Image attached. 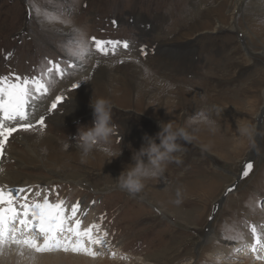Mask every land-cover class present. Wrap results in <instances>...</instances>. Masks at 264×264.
<instances>
[{
  "label": "rangeland",
  "instance_id": "rangeland-1",
  "mask_svg": "<svg viewBox=\"0 0 264 264\" xmlns=\"http://www.w3.org/2000/svg\"><path fill=\"white\" fill-rule=\"evenodd\" d=\"M93 37L121 44L104 55ZM77 40L89 49L82 60L69 55ZM49 61L67 72L45 75L49 92L28 109L33 124L45 116V127L13 133L0 155L6 176L0 187L28 191L27 201L18 194L17 208L45 195L50 203L64 201L67 215L78 202L82 215L90 208V225L99 226L93 235L102 231L114 264H241L239 247L251 241L258 249L256 238L264 240V0H0V77L39 78ZM57 96L63 99L49 111ZM92 96L111 102L114 133L82 159L76 134L92 123ZM169 120L191 137L175 154L180 162H166L139 193L118 188L114 179L144 134L154 136L159 122ZM242 125L248 135L239 133ZM246 163L253 165L247 177ZM209 228L215 238L207 242ZM226 244L237 245L235 251L221 253ZM24 248H2L0 259L7 253L6 259L24 260Z\"/></svg>",
  "mask_w": 264,
  "mask_h": 264
},
{
  "label": "snow or ice",
  "instance_id": "snow-or-ice-1",
  "mask_svg": "<svg viewBox=\"0 0 264 264\" xmlns=\"http://www.w3.org/2000/svg\"><path fill=\"white\" fill-rule=\"evenodd\" d=\"M115 23L113 21V24ZM91 41L95 45V50L104 55H108L110 51L114 53L121 44L117 40H102L95 37L91 38ZM74 43L77 45V51L70 52L69 55L82 60L89 49L79 40ZM123 48H129L127 41L123 42ZM141 51L143 53L144 49L142 48ZM49 63L52 64L51 61ZM74 66L76 65H70V67ZM53 71L63 77L67 69L55 63L48 68L47 73H43L39 78L33 77L30 80L28 77L21 79L17 76L16 82H12L8 77H0V155H3L5 144L13 133L27 132L37 125L41 129L45 127V116L41 115L33 124L30 122L33 113L28 109L34 105L36 100L49 92L44 76H51ZM73 87L76 86L73 85ZM62 99V96H57L49 111L57 109ZM12 122H15V126H11ZM252 168V163H246L243 166L242 175L247 177ZM24 191L23 188L5 190L0 187V249L5 243H14L21 247L26 246L37 253L63 250L89 256L99 255L90 245L103 246L106 241L103 236L93 235V229L99 228L97 224L81 229V220L77 218V213L80 211L79 202L72 205L70 215L66 214L64 201L50 203L47 195L44 196L42 202L33 199L20 204L17 208L15 206L17 196ZM231 191L232 188H229L228 192ZM24 199L27 201V197ZM209 219L211 220L212 217L210 216ZM17 221L19 227L16 226ZM72 221L74 223H70ZM252 232L255 237V227L252 228ZM256 242H260L258 237ZM252 250L255 251V245Z\"/></svg>",
  "mask_w": 264,
  "mask_h": 264
},
{
  "label": "clouds",
  "instance_id": "clouds-1",
  "mask_svg": "<svg viewBox=\"0 0 264 264\" xmlns=\"http://www.w3.org/2000/svg\"><path fill=\"white\" fill-rule=\"evenodd\" d=\"M89 106L92 109V123L90 126L79 127L76 134V137H79L78 147L82 159L98 145H107L114 133L111 102L105 97L92 96ZM239 133L248 135L247 126H240ZM142 140L139 149L132 151L131 163L114 179L118 188L130 194L141 192L146 186V181L158 179L164 172L166 162L179 163L180 159L175 154L184 151L183 145L189 143L191 137L184 126H175L169 120L159 122V130L155 135L145 133ZM120 154L121 149L119 152H111L109 159ZM179 195L177 190V196Z\"/></svg>",
  "mask_w": 264,
  "mask_h": 264
},
{
  "label": "bare ground",
  "instance_id": "bare-ground-1",
  "mask_svg": "<svg viewBox=\"0 0 264 264\" xmlns=\"http://www.w3.org/2000/svg\"><path fill=\"white\" fill-rule=\"evenodd\" d=\"M21 141L27 146L29 139H27L26 137H23V138H21ZM255 148L252 150V152L255 151ZM30 149H32V148L30 147ZM96 155H102V154L97 153ZM5 182H6V176L0 174V183H5ZM15 185L16 186H22V185H26V183H22V184H16L15 183ZM23 189L25 191L21 193V196L22 195H23V197L28 196L27 188L25 187ZM154 190L157 191L156 188H154ZM229 193H231V192H229ZM77 218H79L81 220V229L87 228V227L90 226L91 221L93 219V211L90 208H87L86 215H82V209H80V211L77 213ZM70 223H74V221H72ZM16 224L19 227L18 221L16 222ZM101 233H102V231L99 230V231L96 232V235L100 236ZM214 238H215V235L213 234L212 230L210 229L207 232L206 237L204 238V240L208 242V241H211ZM41 240H42V238H41ZM260 242H262V243L260 244V246H257L258 249H255V251L252 252L253 254H251V251L248 250L249 248L252 247L253 242L249 241V246L245 245V246L239 247V248H243L242 253L238 255L240 258L243 259L242 260L243 263H241V264H251V262L253 260H254L253 263H255V262H257V263L259 262L260 264L264 263V240L260 241ZM85 243L87 244V241H85ZM10 245H14V243L7 244V245L4 244L2 246V248H6L7 246H10ZM90 246L93 249V245H90ZM235 246H237V245L226 244V245L221 246V248L219 247L218 249L221 250V253L229 254V253H232L233 251H235ZM260 247H262L261 250H259ZM117 249H119V246L115 250H117ZM23 250L30 251V255H28L27 252H25ZM23 250H22V253L24 254V256H23L24 260H16V259H13L10 256H9L8 259H6L8 257V254L5 253L4 256H3V259L2 260L0 259V264H62L64 262H68V263L71 262V264L74 263V262L76 264L77 263H79V264H85V263L86 264H92V263H97V264H110V263H113L114 264V263H118V262L114 261L115 259L114 260L110 259V255L107 256L108 253H110V252L113 253V250H114L113 247L109 246L108 241H106V243H105V245H104V247L102 249H93L94 252H99V255H96V256H89V255H86L84 253H74V252H71V251L64 252L63 250H54V251H51V252L37 253L35 251L27 249V247L24 248ZM119 253H121V252L119 251ZM104 255H105V257H103ZM251 256L252 257L254 256V257L252 258ZM238 262L239 261H236V262L234 261L232 264H237Z\"/></svg>",
  "mask_w": 264,
  "mask_h": 264
},
{
  "label": "water",
  "instance_id": "water-1",
  "mask_svg": "<svg viewBox=\"0 0 264 264\" xmlns=\"http://www.w3.org/2000/svg\"><path fill=\"white\" fill-rule=\"evenodd\" d=\"M260 140H261V133L259 132L258 134H256V144H260ZM226 195L227 192H225L223 197H225Z\"/></svg>",
  "mask_w": 264,
  "mask_h": 264
},
{
  "label": "crops",
  "instance_id": "crops-1",
  "mask_svg": "<svg viewBox=\"0 0 264 264\" xmlns=\"http://www.w3.org/2000/svg\"><path fill=\"white\" fill-rule=\"evenodd\" d=\"M254 44H256V43L254 42Z\"/></svg>",
  "mask_w": 264,
  "mask_h": 264
}]
</instances>
